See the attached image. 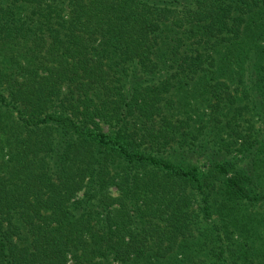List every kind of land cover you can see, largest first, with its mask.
<instances>
[{
    "label": "trees",
    "instance_id": "trees-1",
    "mask_svg": "<svg viewBox=\"0 0 264 264\" xmlns=\"http://www.w3.org/2000/svg\"><path fill=\"white\" fill-rule=\"evenodd\" d=\"M0 12V264H264V0ZM242 123L241 157L185 160Z\"/></svg>",
    "mask_w": 264,
    "mask_h": 264
},
{
    "label": "rangeland",
    "instance_id": "rangeland-1",
    "mask_svg": "<svg viewBox=\"0 0 264 264\" xmlns=\"http://www.w3.org/2000/svg\"><path fill=\"white\" fill-rule=\"evenodd\" d=\"M48 4H51V1L48 2ZM19 14L17 15H14V16H11L10 14L8 15L9 17V20L12 19V18H15L19 23L23 24V25H34L36 24V16H33L31 14V10L30 9H27V8H23V9H20L19 8ZM0 14L3 16V14L0 12ZM0 35L2 36L3 38V33L0 32ZM7 39V45L4 47V49L9 52V53H12L14 54L15 56H17L20 61H22V63H26L25 65L27 66H40V69H41V72L44 71L43 67V63H46L48 62L47 59L44 58L43 56V53L40 51H38V58H34V57H31L28 52H29V49L24 48L25 46H29V43H26V41L24 39H21L20 37H18L19 39V42L16 41V40H11V39ZM7 52H3V56L7 55L8 53ZM261 115L260 113H256L254 114V116L251 117V120L253 121V132H254V128L255 130H258L260 125H261ZM250 124V123H249ZM247 123H242L239 128H238V131H243V132H246L248 133V142L246 143H243L245 140L240 138L239 137V133L238 134H233V138L236 140V142L233 143V145H231L229 148H230V154H227L226 152H219L216 148H213V147H210V143H209V140H208V137L205 136L203 141H202V144L207 147V151L203 150V149H199L197 153H193V152H190L188 154H186V158L185 160L192 163L193 165H198V166H203L204 164H206V160L210 159V156H211V153H212V150L216 152V159L218 160H215L216 162L218 161H222L220 159L221 156L222 157H229L230 159L231 158H234V157H241L243 154H242V151H243V148L245 147V145L247 143H252L253 142V138L255 136V133L249 137V135L251 134L250 131H248L247 127L248 125ZM252 132V133H253ZM224 136H226L224 134ZM203 138V136L201 137V139ZM254 151V149L252 150ZM211 152V153H210ZM218 153L221 155L219 157ZM247 153V152H245ZM201 154H204L205 156L201 155ZM252 154V153H251ZM209 157V158H208ZM178 159H182L183 161V156H181L180 158ZM214 161V162H215ZM249 163L248 160H244L241 162V164H239V167H246L247 164ZM260 177H264V176H260Z\"/></svg>",
    "mask_w": 264,
    "mask_h": 264
}]
</instances>
